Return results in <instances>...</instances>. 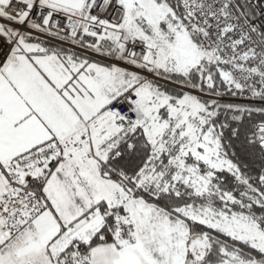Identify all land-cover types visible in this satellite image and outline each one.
Segmentation results:
<instances>
[{
  "label": "snow or ice",
  "instance_id": "1",
  "mask_svg": "<svg viewBox=\"0 0 264 264\" xmlns=\"http://www.w3.org/2000/svg\"><path fill=\"white\" fill-rule=\"evenodd\" d=\"M0 264H264V0H0Z\"/></svg>",
  "mask_w": 264,
  "mask_h": 264
}]
</instances>
